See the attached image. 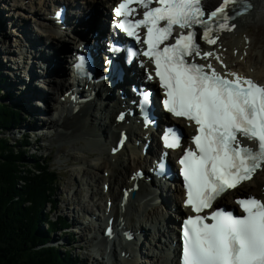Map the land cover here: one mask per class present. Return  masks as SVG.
<instances>
[{
    "label": "snow or ice",
    "instance_id": "1",
    "mask_svg": "<svg viewBox=\"0 0 264 264\" xmlns=\"http://www.w3.org/2000/svg\"><path fill=\"white\" fill-rule=\"evenodd\" d=\"M154 2L157 7H151ZM133 3L146 9L142 19L130 18L136 13ZM235 3L237 0H223L210 13L211 18L219 16L223 21L215 31L235 27L229 25L226 14L229 4ZM115 14L124 18L117 26L137 40L136 30L147 28L148 49L143 55L154 60L156 76L167 91L164 105L198 127L193 137L196 150L189 148L180 160L187 186L186 204L196 213L183 225V264H264V201L255 197L239 200L243 216L223 210L200 214L264 165V86L236 73H229L234 77L229 79L211 64L189 62L187 57L201 56L195 31L181 33L175 43L160 47L176 25L189 29L202 25V39L209 44L217 42L213 27L203 19L201 0H122ZM162 21L165 23L160 26ZM210 56V52L202 54V58ZM82 65L83 58L78 67ZM144 102L148 103V94ZM238 137L256 140L258 148L241 144ZM163 139L169 148L180 147L179 137L171 130Z\"/></svg>",
    "mask_w": 264,
    "mask_h": 264
},
{
    "label": "rangeland",
    "instance_id": "2",
    "mask_svg": "<svg viewBox=\"0 0 264 264\" xmlns=\"http://www.w3.org/2000/svg\"><path fill=\"white\" fill-rule=\"evenodd\" d=\"M19 1H20V5H23L25 8V2L23 3L22 0H19ZM9 3L12 4V1L11 0H0V7H1V9H0V44L5 45L4 51H6V53H3V54L0 53V55H1L0 62L3 65L0 67V77L7 75V74H5L7 72L5 70H3L5 67H6V70L8 72L14 71L13 69L11 70L9 68V66H7L10 64V67H11L13 64V60H11V59H14L13 55H11V53H10L12 51H10L9 49L12 48L11 50L15 51V53H17L18 55L19 54L21 55L20 49H15L14 45H12V47H10L11 46L10 44H12L14 42V39H15V41H17L16 37L18 36V34H17L18 29L15 27H17L19 24H22L24 26H25V24H27L28 28L25 26L24 30L29 31V33L31 35V33L35 32L36 28H38V23L45 22V21H43L42 18H40L38 16L34 17V18H30L31 15L27 13L28 10L26 8H25L26 12L23 11V9L14 8L15 6L12 7V5L10 8H8L7 5H9ZM1 12L3 13V15ZM23 19H25V20H23ZM260 23H264V0H262L261 3L259 5H257V7L254 10L253 16L245 19V24H243V25H245V27H247L248 29L251 28L250 31L253 30L255 32V31H257L256 26L261 25ZM10 25H12L14 30H13V28H10ZM30 27L34 28L33 31L30 30ZM52 27H53V25L49 26V28H52ZM34 35H36V32L34 33ZM11 37H13V40H11ZM252 39H253V48H252L251 52L248 51L249 53L252 54V55L250 54V56H252V57H250L248 55L247 58L250 62L255 61L256 63H251V65L249 67H250V69H253L255 71V73H257L259 76H261L259 78L262 79V77L264 75V35L262 36L261 33L259 35H253L252 34ZM28 44L31 45L30 42ZM7 60H8V62H7ZM9 60H10V62H9ZM242 64H244V62ZM13 66H15V65H13ZM254 67H256V68H254ZM37 69H38V66H37ZM4 71H5V73H3ZM21 71H23V70L20 68V73H21ZM14 74L15 73H11V78L13 81L14 80L15 81L11 83V88L9 90L11 91V89H13L15 92V96H16L17 93L21 92L23 87L20 88L19 90L16 89V87H17V86H15L16 77ZM22 75L24 76V73H22ZM2 78L7 79L8 77H2ZM35 80L40 85L42 84V85L47 87V84L45 83V81L42 82L40 80L38 81V79H35ZM3 83L4 82L0 78V85H1L0 87L2 88L0 91L1 92L0 97L3 96L2 95L3 91L5 92V88L3 87ZM35 87H36V84H35ZM37 87H38V84H37ZM40 87L41 86H39V89H40ZM24 93H25V91H24ZM12 98H14V97L12 96ZM56 98H57V96H56ZM56 98H55V100H56ZM51 99H50V101H51ZM6 100H7V98L4 99V101H2V102L13 110H15L16 106L19 107V105H21L20 102H18L17 100L15 101V98L14 99L10 98V100H8V101H6ZM30 103H32V100H30ZM43 104H45L44 101L42 102V105ZM47 104H48V102H47ZM18 107H17V112L20 115V120L17 121V119L15 118L14 124L15 125L18 124L19 127L17 129L15 128V130H14L10 126H8V127L5 126V124H3L0 121V138L7 140L8 144L12 148H14L15 152L17 151V149H20V148L22 149L23 147L25 148V146H23L22 144L24 143V141L26 139H28L30 141V144L28 146V150L23 152V154L25 156L24 162L28 163V164H25L27 166L26 169L28 168V166L32 165V163H33V161H31L29 159V157H31L32 155H36V156L40 157L39 159L42 162L49 161L51 163L52 168L57 170V172L60 174V177H59L60 180L58 182L59 186H58L57 190H55L56 192L54 195V199H56L58 201L57 210L56 211L55 210L50 211L49 204H46V207L44 208V213L45 214H48V213L51 214L52 218L53 217L55 218L58 215H62V216H66L69 220H72V219L73 220L74 219L75 220L76 219L77 220L82 219L83 221L87 220V219H83V215L86 214L85 210H87V209L92 210L93 208L90 207L91 204L96 203V204L100 205L101 203H103L102 199L99 200L100 196L97 194V192L95 194V191H98L99 188L103 187L100 184V181H99V188H97V189L92 188L91 186H89L87 184L86 180L89 178V179L93 180V182H94V180L96 178L95 174L94 173H92V174H85L84 173V169H86V168L94 170L95 168L91 164L96 162V161H99L100 158L106 154V152L103 151L102 154H104V155H98L99 153L96 156L95 155H88L89 154L88 150L91 153L92 150H94V149L99 150L102 147L100 141L98 143H96L95 140H93V139L89 140V139H85V138H80L81 139L80 141L83 144V146H87V148H81L82 145L80 147H75L73 140H71L70 138H66V139H64V138L58 139L57 138L58 135L56 134V130H55L57 128V126H54V127L51 126L52 118L53 117L56 118V116H57V114H55V113L53 114V112H52L53 109H51V111H49L48 113L44 112V114L42 116L45 117L46 119L43 118V120H39L41 122L40 123L41 125L33 126V125H29V123H28V121L31 120L30 114L28 112H26L24 107H21V108H18ZM51 107L53 108V105ZM104 107H105V109L109 108L106 106H104ZM5 109H6V107H5ZM20 109H22L21 113L19 112ZM113 115L114 114L112 113L111 114V121H113V118H114ZM43 126L47 129H50V130H47V132H44L41 134V136H38L39 132L43 128ZM28 127H34V129L38 130V132H36L32 128H28ZM26 128H28V129H26ZM110 129H112L111 122H109L106 125V130H110ZM23 130L26 132H24ZM87 156H89V158H87ZM122 157H123L122 160L124 162V160L126 158V153H124ZM106 159H107V156H106ZM101 164L102 165L105 164V159H103ZM5 167L9 170L8 166H5ZM20 168H25V167L23 165V166H20ZM97 171L101 172V174H102V170L96 169V172ZM103 172L107 173L109 171L104 170ZM130 172L128 174H130ZM104 173H103V175H104ZM125 182H126V180H125ZM92 184L93 183H91V185ZM81 190L83 192H81ZM77 197L81 198V207L76 202ZM130 202H131V205H129L130 206V210H129L130 216L136 215L134 217L137 219L138 218L137 216L142 215L144 212L143 224L146 225L145 222L148 221V217L145 216L146 206H144L142 199L140 197H138L134 200H131ZM105 203L106 202H104L103 204H105ZM82 206H85V208H82ZM96 208H98V207H96ZM96 208H94V209L96 210ZM158 208L160 209V207L158 205L153 206V208H152L153 213L158 214L159 213ZM86 225L87 224H84V228H81V230L78 228H75V230L78 232H74L72 230V228L67 230L68 232H70L71 230L73 231V233L75 235V240L72 237V235L69 236L70 237L69 239H66V236H64L65 234L63 235V232H65V230H62L64 228H61L59 226L56 227L55 228L56 230L53 231L52 234H50V238L48 239L49 241L45 246H47V247L53 246L54 249L57 251H60L62 255H63V253H66V252L71 253V258L75 259L80 264H91V263L92 264H124L125 260H122V261L119 260V256H121L120 255V249L117 250L116 255L110 253L112 251H108V250L105 251L104 249H100L103 252L102 256H104V259L101 260L102 256L99 254L98 249L96 250L95 245H98L97 247L100 248V246H99V244H100L99 233L102 232L101 231L102 227H100V229L97 232L96 229L93 228L94 226L97 227V224L94 223V225L89 226V227H91V231H89L87 233L86 230L88 229V227H86ZM39 228L47 230L46 222L43 223V221H42L40 223ZM57 229H59V230H57ZM61 230H62V233H61ZM79 231H81V232H79ZM55 232H56V234H55L54 238L58 241L53 243L52 239H53V235ZM82 232H84V233H82ZM96 233H98V234H96ZM40 243H39V247H42V245ZM81 246H82V248H79ZM152 254H153V252H152ZM93 255H95L100 260L96 259ZM149 257H151V256H149ZM91 261H93V262H91ZM146 261H149L152 264L154 263L153 258H151V259L149 258Z\"/></svg>",
    "mask_w": 264,
    "mask_h": 264
},
{
    "label": "bare ground",
    "instance_id": "3",
    "mask_svg": "<svg viewBox=\"0 0 264 264\" xmlns=\"http://www.w3.org/2000/svg\"><path fill=\"white\" fill-rule=\"evenodd\" d=\"M11 1H12V4H10V7L12 5V7L15 6L14 8L23 9V11H25V12H26V10H25V8H26L28 10L27 13L31 15L30 18H34V17L38 16V17L42 18L44 21H47L46 15L34 10L35 7L32 4L34 1L22 0L23 3L25 2V8L23 5H20L19 0H11ZM36 1L38 4H42L44 0H36ZM95 4H98L99 6L101 5L99 2H96L94 0L91 3V6L93 7ZM98 10L99 9H97V11ZM23 20H25V19H23ZM49 22H50L49 25H47V23H45V22H41V23H38V26H40V28L42 30L43 26L49 27L50 25L51 26L53 25L52 21H49ZM260 24L261 25L256 26L257 31L254 32L252 30V33L254 35H259L260 33L262 34V36L264 35V23H260ZM25 26L28 28L27 24H25ZM25 26L22 24H19L17 27H15L18 29L17 30L18 33L16 32L18 34V36L16 37L17 41H15V39H14V42L12 44H10L11 45L10 47H12V45H14L15 49H20L21 55L19 54L20 55L19 56L17 53H15V51L11 50L12 48L9 49L10 51L13 52L12 53L13 57L18 55L17 56L18 60L13 61V65H15V66L21 65V69L23 70L20 73V68L17 69L14 66V69H16V71H13V73H15L14 75L16 77V84H15V86H17L16 89L19 90L22 87H23V89L21 90L20 93H17L16 96H15V92L13 89H11V92L13 94V97L15 98V101L17 100L18 102H20L22 107L25 108L26 112L31 113V115H30L31 120L29 119L30 121H28L29 125L39 126V125H41L40 124L41 122L39 120H43V118L46 119L45 117L42 116L44 114V112L48 113L49 111H51V109H53L51 107L52 106L51 103H49L50 99L52 98L53 100H55V98L57 96L55 101L58 102L60 97H61L60 92H61V94H63L64 88H66V90H68L69 87H71V84H70V82H68V80L66 78L63 77L65 75V72H66L65 70H67V68L65 66V62L61 61L60 59H62V58H60L57 61V65H59L61 67V69H59V68L54 69L56 76H51L49 78H43L44 79L43 81H45L49 85L48 87H46V88H48L47 91L39 90L40 85H39V83L36 82L35 79H38V81H39L40 80L39 79L40 74H38L37 71L35 73L31 72L29 61H30L32 56H33V58L40 56V58L44 59L43 61L40 60L42 65H44L45 61H49V59H47V56L45 54V53H47L46 51L50 50L52 52H55V55H54L55 57H61L63 55L64 51H62L60 48L66 47L65 42H67L68 44H72V42L70 40L67 41V39L65 37L68 35V33H67V35L59 34V33L45 35L44 32L35 31L36 35H34L35 32L31 33V35H30L29 31L24 30ZM243 26H245V25H243ZM245 28H247V27H245ZM13 30H14V28H13ZM237 33H238V31L236 30V31H234V33L227 35L226 37L235 36ZM240 33L242 35L243 30ZM29 35L34 40V42H30L31 45L28 44ZM45 36H46V38H50L52 40L53 45L51 47H49L50 43L46 42L47 41L46 38H45L46 41L44 42V44L43 45L41 44L43 42L42 38ZM11 40H13V37H11ZM237 40L238 39L236 38L235 42ZM34 43L37 44V46L40 45L41 47L35 51L32 50V44H34ZM238 44L240 45V47H244L243 44L240 43V40L238 41ZM4 50H5V45L0 44V53H2V54L6 53V51H4ZM50 51H49V54H50ZM242 51H243V49L240 50L241 53H238L237 56H235L237 61L239 62L238 59L240 58V59H245L243 62H250L248 60L247 56L248 55L250 56L251 53H249L247 51L246 52L245 51L242 52ZM0 57H1V55H0ZM250 57H252V56H250ZM11 60H13V59H11ZM38 60H39V58L34 60V62H39ZM239 63H241V62H239ZM1 66H3V65L0 62V67ZM254 68H256V67H254ZM46 71L47 70H43L42 73L45 74ZM22 73H24V76L22 75ZM2 77H5V76H2ZM35 84H36V87H35ZM37 84H38V87H37ZM0 89H2V88H0ZM108 89H110V88H108ZM24 91H25V93H24ZM2 95L4 96V91H3ZM3 96L0 97V99H1L0 103H2V104H4L2 102V101H4ZM30 100H32V103H30ZM43 101L45 104L42 105ZM47 102H48V104H47ZM119 103H120L119 100H114V98H110V100H106V101H97L96 99H93V100L83 104L77 112H75V110L73 108H67V107L65 108V111H64L63 110L64 106H61L59 112H57L56 118L52 116L53 118L51 120V126L52 127L57 126V128L55 130H56V134L58 135L57 136L58 139L70 138L71 140H73L75 147H80L82 145L81 148H87V146H83V144L80 141L81 140L80 138H85V139H89V140L93 139V140H95L96 143H98L99 142L98 141L99 136L104 135V137H106V136L112 137V136L116 135L117 129H123L120 124L115 123V121H114L115 116L113 118V121H111V114L112 113L114 114V112H115L113 106L115 107L117 105H120ZM104 106L109 107V108L105 109ZM16 107H18V106H16ZM18 108H21V106L19 105ZM109 122H111L112 129L106 130V125ZM18 127H19V125L15 128L17 129ZM15 128H13V129H15ZM28 128L33 129L34 127H28ZM28 128H26V129H28ZM24 132H26V131H24ZM104 137L102 139H104ZM100 143H101V141H100ZM156 144H158V142H156ZM125 149H123L116 156H113L109 153V150L107 152V150H105V148H104V149H102V152L103 151L106 152L105 156H107V159L104 158V156H102L99 161L92 163L91 165L95 168L94 170H91L88 168L84 169L85 174H92V173L95 174L96 178H95L94 182H93V180H91L89 178L86 180L87 184L89 186H91L92 188H95V189L99 188V181H100L101 185L104 184L105 182L108 183V185H109L108 191L104 192L103 187H101L98 189V191H95V194L97 192V194L100 195V199H102V200L105 199L106 203H107V200H113L114 201L113 214L115 217L117 216V213L119 216V212H117V209H118V206L120 205V202H121L122 188L125 186L126 187L132 186V183H133L130 180H128L129 176L131 175L128 173L130 171L132 172V169H134V168L136 170L137 169L136 167H138V165H140V163H142L140 157L133 158V161L130 160L129 158H128V160H126V158H125V160L123 162L122 156L127 151V147H125ZM88 153H89L88 155H95V156L98 154V152H96L95 149L92 150L91 153L88 150ZM87 158H89V156H87ZM103 159H105L104 165L101 164ZM96 169L102 170V174H101V172H98V171L96 172ZM104 170L109 171V172H107L108 173L107 175L106 174L103 175ZM125 180H126V182H125ZM91 183H93V184L91 185ZM262 183H264V172L258 173L255 176L254 180L245 186V189L252 192L253 189H251V188H253V187L254 188H260L263 185ZM81 192H83V191L81 190ZM141 192L142 191L140 190L139 194H143V192L142 193ZM164 198L166 199V202L164 201L162 203V206L163 205L166 206L167 204H170L171 199H173V201H174L172 203V205L175 206L174 203H176V200L178 197H177V194L175 193L172 195L170 194V196L167 195ZM225 198L228 199V196L226 195ZM76 202L81 207V198L77 197ZM224 202H226V201H221V203H224ZM106 203L100 204V205L95 203V204H91L93 207L91 205H90V207L93 209L96 207H98L99 209H104L106 206ZM219 203H216L215 206L219 205ZM146 204H147V202L145 201L144 205H146ZM82 208H85V206H82ZM152 208H153V206L150 207V209H146L145 216L148 217V220L149 219H158L160 213L164 214V211L161 210V208L160 209L158 208L159 209L158 214L153 213ZM175 209L178 211H181L180 207H175ZM166 212H167L168 216L169 215L171 216L169 209L166 210ZM167 215H166V218H167ZM126 219H127L129 225H134L135 227H139L140 231L143 233V235H145V239H144L145 245L152 247V248L155 247V244L150 242L149 236L152 235L153 238H156L157 236H159L161 234V230H158L155 234L150 233V232H146L145 229H143V228H145V225L143 224V222H144L143 216L139 217L137 219L133 215L130 216L128 208H126ZM69 223H70V228H72V230L74 232H78L75 230V228H78L80 230H81V228H84V223H82V219H78V220L72 219V220H69ZM86 227H88V229L86 230L87 233L89 231H91V227H89V225L88 226L86 225ZM93 228L96 229L97 232L100 229V227L98 229V227H96V226H94ZM166 229L169 230V225ZM166 229H164L163 233L166 232ZM72 230L70 232H68L66 230L67 234H65V235L63 234L64 236H66V239H69L70 238L69 236L73 235L74 240H75V235H74ZM79 232H81V231H79ZM82 233H84V232H82ZM96 234H98V233H96ZM105 242H106V239L104 238L103 241L101 242V244L103 243L101 245L102 247L99 245L100 248H97V249H99V250L104 249L106 251V249L104 248ZM79 248H82V246ZM110 250H112V252H110V253L116 255V252L114 249L111 248ZM128 251L129 250H127V252ZM149 256H150V253H149L148 257ZM95 258L100 260L97 257H95ZM103 259H104V256H102L101 260H103ZM119 260L122 261L124 259H122L121 256H119ZM91 262H93V261H91ZM134 262H135L134 259H132V261H127L124 264H133ZM138 262H135V263L138 264ZM147 262H149V261H147ZM153 264H167V263L163 259H157V260H154Z\"/></svg>",
    "mask_w": 264,
    "mask_h": 264
},
{
    "label": "trees",
    "instance_id": "4",
    "mask_svg": "<svg viewBox=\"0 0 264 264\" xmlns=\"http://www.w3.org/2000/svg\"><path fill=\"white\" fill-rule=\"evenodd\" d=\"M15 118L20 120L17 110L0 103V121L13 129L18 126ZM27 141L22 144L24 149L15 152L0 138V264H80L71 253L62 255L53 246H45L55 228L64 225L62 217L53 220L44 213L46 204L56 207L59 175L36 155L29 157L33 163L26 169ZM42 221H49L50 230L39 228Z\"/></svg>",
    "mask_w": 264,
    "mask_h": 264
}]
</instances>
